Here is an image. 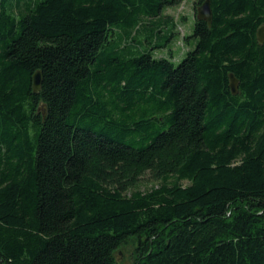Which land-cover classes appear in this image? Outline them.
<instances>
[{
  "label": "trees",
  "instance_id": "1",
  "mask_svg": "<svg viewBox=\"0 0 264 264\" xmlns=\"http://www.w3.org/2000/svg\"><path fill=\"white\" fill-rule=\"evenodd\" d=\"M181 1L0 0V264H264V0Z\"/></svg>",
  "mask_w": 264,
  "mask_h": 264
},
{
  "label": "rangeland",
  "instance_id": "2",
  "mask_svg": "<svg viewBox=\"0 0 264 264\" xmlns=\"http://www.w3.org/2000/svg\"><path fill=\"white\" fill-rule=\"evenodd\" d=\"M194 0H182L180 4L170 7L166 10V13L175 17L178 21L176 36L171 38L163 48H157V45L161 44V41H153L151 44L149 41H144V44L140 45V51L150 52L153 57H166L171 58L174 64H178L179 61L185 56L188 50H191L192 40L189 45L186 44L183 36H189L192 34L194 21L196 18ZM143 38V37H142ZM135 45V44H133ZM158 185V181L153 180L148 173L143 174L138 182V189L144 191L150 189L152 186ZM135 257L134 241H130L124 246H121L116 252V258L120 264H133Z\"/></svg>",
  "mask_w": 264,
  "mask_h": 264
},
{
  "label": "water",
  "instance_id": "3",
  "mask_svg": "<svg viewBox=\"0 0 264 264\" xmlns=\"http://www.w3.org/2000/svg\"><path fill=\"white\" fill-rule=\"evenodd\" d=\"M210 1L209 0H204L199 7H197L196 11V18L200 21H205L209 26L211 25L212 22V12L210 8ZM257 41L260 44L264 43V25H261L259 29L257 30L256 33ZM40 71H36L33 74L32 77V85H33V91L38 92L41 86V75ZM229 86L231 88V91L233 94H236L238 91V80L234 77L233 74L229 75Z\"/></svg>",
  "mask_w": 264,
  "mask_h": 264
}]
</instances>
